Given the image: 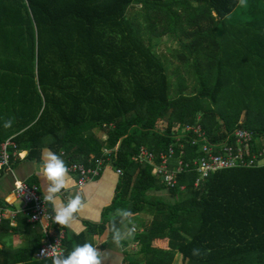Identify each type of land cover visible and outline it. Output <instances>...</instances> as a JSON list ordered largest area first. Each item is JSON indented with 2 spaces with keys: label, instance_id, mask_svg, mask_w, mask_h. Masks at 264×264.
I'll return each instance as SVG.
<instances>
[{
  "label": "trees",
  "instance_id": "trees-1",
  "mask_svg": "<svg viewBox=\"0 0 264 264\" xmlns=\"http://www.w3.org/2000/svg\"><path fill=\"white\" fill-rule=\"evenodd\" d=\"M132 5L138 8L128 14ZM263 7L264 0H0V131L28 154L49 139L72 163L117 147L112 164L123 176L108 211H147L160 226L145 244L140 238V251L165 237L183 264H264V165L221 170L197 187L195 174L183 173L179 191L131 161L139 146L168 148L178 125L198 123L211 142L236 128L250 131L253 143L264 140V93L251 87L264 79V32L249 36L232 24L250 17L252 30L262 29ZM163 36L182 48L175 57L196 81L192 94L183 92L179 74L171 92L167 66L154 51ZM248 53L259 54L256 67L245 68ZM192 58L195 65H184ZM232 81L257 101H239ZM229 88L237 101L220 107ZM84 241L85 234L65 239V254ZM19 254V264H51L32 260V250Z\"/></svg>",
  "mask_w": 264,
  "mask_h": 264
},
{
  "label": "crops",
  "instance_id": "crops-1",
  "mask_svg": "<svg viewBox=\"0 0 264 264\" xmlns=\"http://www.w3.org/2000/svg\"><path fill=\"white\" fill-rule=\"evenodd\" d=\"M11 138L4 136L0 131L1 143ZM49 143V139H44L43 146L29 154L27 151H19L22 158L14 160L11 170H0V209L2 211L0 219H3V222H8V224L3 223V238H1L3 240V258H0V262L3 261V264H19L17 263L20 261L18 258L21 257L19 251L25 249L32 250L31 258L36 260L35 255L45 237L39 224L32 225L27 221L24 223V216L21 214L22 204L14 194V187L18 182L36 184L40 192L45 194V183L35 169L38 167L42 152L45 149L53 151ZM57 154L62 156L67 166L72 164L61 152ZM70 177L75 181V186L68 192L62 193V199L66 201L67 198L79 194L84 207L75 214L71 226L65 227V239L73 240L75 237L85 234V241L96 244L105 253L104 264H183L177 254L169 252L165 237L152 239L149 249L143 248L140 251L142 247L140 238L144 240L145 244L152 231L160 230V226L153 223V217L147 211L133 214L131 223L126 222L124 226H121L126 233V238L122 240L119 247L113 244L110 230L112 221L117 217L115 212L108 210L120 183V177L115 174L113 168H106L98 179L87 183L82 188L77 184L78 176L76 174L70 173ZM48 206L52 212L51 206L49 204ZM101 225H104L103 230H100ZM91 226H93V233L87 231ZM49 230L52 235L53 230ZM38 235L41 236L39 242ZM1 246L2 242L0 248ZM25 256L27 257V254ZM45 264L50 263L46 262Z\"/></svg>",
  "mask_w": 264,
  "mask_h": 264
},
{
  "label": "built area",
  "instance_id": "built-area-1",
  "mask_svg": "<svg viewBox=\"0 0 264 264\" xmlns=\"http://www.w3.org/2000/svg\"><path fill=\"white\" fill-rule=\"evenodd\" d=\"M113 126L103 124L102 127ZM174 143L165 150L153 152L146 146H139L131 157V161L138 165L151 168V174L158 178L168 189L176 188L183 191L185 185L178 183V176L183 173H194L193 186L197 187L210 175L221 170L257 168L264 157V145L261 142L253 143V134L247 129L236 128L222 141L211 142L203 128L198 124H187L173 128ZM105 137H103L104 139ZM261 148L257 155L255 145ZM114 149H103L102 154L88 163L75 162L68 167L70 173L78 176L80 188L87 183L98 179L106 168H113L118 177L123 171L114 168L112 164ZM63 154V153H62ZM22 158L12 139L0 144V170L10 171L15 159ZM14 194L21 202V214L32 225L39 224L44 233V239L35 255L36 260L51 259L41 256V250L57 244L64 250L63 242L66 238L65 226L56 224L48 203L44 202L43 194L36 184L18 182L14 187ZM2 211L0 209V215ZM1 217V216H0ZM53 234L50 235V230ZM134 230V229H133Z\"/></svg>",
  "mask_w": 264,
  "mask_h": 264
},
{
  "label": "clouds",
  "instance_id": "clouds-1",
  "mask_svg": "<svg viewBox=\"0 0 264 264\" xmlns=\"http://www.w3.org/2000/svg\"><path fill=\"white\" fill-rule=\"evenodd\" d=\"M241 6L246 5V0H239ZM13 124L11 119L4 122L5 128H10ZM35 163V162H34ZM37 174L45 183L44 202L51 206L53 220L56 224L70 227L75 219V214L83 207V201L79 194L62 199V193L68 192L75 186V181L70 177V169L61 155L50 149H45L36 167ZM111 224L112 242L119 247L122 240L126 238V233L121 226L131 223L133 213L127 209H117ZM193 255L199 256L200 250L193 249ZM41 256L50 257L51 264H104L105 253L92 242L85 241L77 244L65 254V251L54 244L49 248L41 250Z\"/></svg>",
  "mask_w": 264,
  "mask_h": 264
},
{
  "label": "rangeland",
  "instance_id": "rangeland-1",
  "mask_svg": "<svg viewBox=\"0 0 264 264\" xmlns=\"http://www.w3.org/2000/svg\"><path fill=\"white\" fill-rule=\"evenodd\" d=\"M138 8V5H132L127 13L130 14L131 12H133L134 10H136ZM264 9V7H263ZM264 17V15H263ZM236 20H234V22H232L233 26L236 27H240L242 28V32H246L249 34V36H251V33H255L257 35H260L261 32L259 33V31L264 32V27L262 29H254L252 30V26L249 24L252 21V18L250 17H240L239 20H237V22H235ZM262 35V34H261ZM264 35V33H263ZM262 35V36H263ZM252 41H249V38L247 39L246 43L247 44H251ZM153 43H155V47H154V51L158 56H161V58L163 59V61L165 62V65L167 66V73L169 75V80H170V85H171V92L174 91V89L176 88V82H177V76L179 75H183L185 77L186 80V88L183 89V92L186 94H192L193 93V85L196 82L195 79L192 78V76H189L186 73V68L185 66L182 65V63H180V61L177 59V57H175V55L182 50V48H180V45L178 44V42H175V40H172L171 38H169L168 36H163L161 38H158L156 40L153 41ZM184 52V51H183ZM185 54L188 55V52L185 51ZM249 58L247 59L246 63H245V68H250L251 66L256 67L255 62L259 61V54L258 56L256 55L255 58L251 57V54L248 53ZM194 58L191 59L190 62L185 63L184 65L189 66V65H195L194 64ZM176 71V72H175ZM226 85L229 86V83H227ZM231 86L239 89L240 90V100L243 103H249V102H253V101H257L256 99H249L250 97L248 95L244 96L241 93V88L239 87L238 84H236L235 81H232ZM252 88L257 89L259 92L264 93V79L261 80V82L255 83L253 86H251ZM231 89L228 90V94L229 97H227V95L221 96L218 99V103L219 106L221 107L222 105H227V104H231L236 100L237 97V91L235 89ZM262 98V97H261ZM264 99V97H263ZM264 102V100H262ZM263 105V103H261ZM241 105V104H240ZM261 105V106H262ZM264 107H262L260 113L264 114L263 111ZM228 111V108H227ZM254 115V114H253ZM244 115L242 114L241 120H243ZM264 118V117H263ZM264 123V121H263ZM97 134L100 135V131H97ZM256 142H261V139L257 140ZM261 144L264 145V140H262ZM264 165V157L263 159L259 162V166H263Z\"/></svg>",
  "mask_w": 264,
  "mask_h": 264
}]
</instances>
